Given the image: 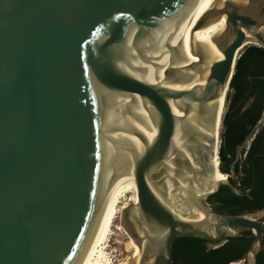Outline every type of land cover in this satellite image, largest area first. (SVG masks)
Masks as SVG:
<instances>
[{
	"label": "water",
	"instance_id": "water-1",
	"mask_svg": "<svg viewBox=\"0 0 264 264\" xmlns=\"http://www.w3.org/2000/svg\"><path fill=\"white\" fill-rule=\"evenodd\" d=\"M204 1L0 0V264H83L128 177L121 225L138 264H170L178 237L217 247L243 233L245 264L257 263L264 206L207 205L222 184L250 192L253 159L243 191L220 160L224 180L194 185L214 170L216 99L245 43L264 48V0ZM222 15L194 63L191 31ZM189 196L201 218H183Z\"/></svg>",
	"mask_w": 264,
	"mask_h": 264
},
{
	"label": "trees",
	"instance_id": "trees-1",
	"mask_svg": "<svg viewBox=\"0 0 264 264\" xmlns=\"http://www.w3.org/2000/svg\"><path fill=\"white\" fill-rule=\"evenodd\" d=\"M263 73L264 48L256 45L247 46L236 61L230 83V89L234 88L235 91L223 115L218 149L220 169L235 175L240 190H244L250 184L249 159L257 151L258 135L247 150V160L242 162L236 160L237 148L256 127L264 110V86L262 91L258 89L259 83L264 80L261 78ZM249 86L252 89L245 95L243 91ZM229 96L227 94L226 97L229 98ZM240 96H243V99L237 104ZM245 103L247 107L242 109ZM253 163L255 180L250 192L244 196H237L227 186H223L222 190L216 191L208 198L214 210L238 214L264 206V165L258 156L253 157ZM251 240V236L243 233L229 237L217 247H209L207 246L208 241L204 239L178 237L173 244L170 264H229L234 259L244 257ZM257 264H264V247L257 254Z\"/></svg>",
	"mask_w": 264,
	"mask_h": 264
},
{
	"label": "bare ground",
	"instance_id": "bare-ground-1",
	"mask_svg": "<svg viewBox=\"0 0 264 264\" xmlns=\"http://www.w3.org/2000/svg\"><path fill=\"white\" fill-rule=\"evenodd\" d=\"M219 0H205L203 8L207 9L212 2ZM237 2H245L246 0H235ZM224 19V16L213 18L206 25L194 31L190 37V53L193 62L201 61V57L194 53V50L197 46H202L204 53L207 55V58L210 57V52L206 48V45L219 31L222 30L224 24L221 22ZM192 39V40H191ZM248 44H256L255 42H246L244 46ZM241 49L238 51L240 52ZM229 88H226L224 92L216 99L215 104L218 103L217 107V119H216V144L214 146V155L211 156V164L214 167L213 172L207 177L203 182H196L194 185V190L199 189L200 187L213 188L217 180H224L226 174L221 172L218 169L219 158L218 148L220 144V133H221V120L224 114L225 103H226V93ZM209 133V132H208ZM211 134V133H209ZM136 196V187L134 177H128L119 182L114 189L112 190L104 215L96 234V237L93 241V244L87 254V257L83 264H138L141 256V249L136 245L132 237L128 232L122 227L121 223L116 224L118 221L121 222V213L125 206L129 204L131 198ZM201 218L203 215L200 211L195 209L190 202V196L186 202L183 218H190V216ZM115 228L118 231L120 236H123L127 239L128 248L131 249L130 255H124L123 258L119 261H114L110 254L107 252V247L109 245V240L112 236V230ZM122 237V238H123Z\"/></svg>",
	"mask_w": 264,
	"mask_h": 264
},
{
	"label": "flooded vegetation",
	"instance_id": "flooded-vegetation-1",
	"mask_svg": "<svg viewBox=\"0 0 264 264\" xmlns=\"http://www.w3.org/2000/svg\"><path fill=\"white\" fill-rule=\"evenodd\" d=\"M261 78L263 79L264 78V73L261 75ZM263 86H264V80H262L260 83H259V87L258 89L260 91L263 90ZM252 88L249 86L247 89H245L243 91V93L246 95ZM235 89H231V93H230V96H229V101H232L233 99V93H234ZM243 99V96H240L238 99H237V104H239ZM236 104V105H237ZM263 106H264V101H263ZM247 107V103H245L243 106H242V109L246 108ZM256 135H258V139H257V151L252 154V156L250 157L249 161L251 159H253L254 156H258L259 157V160L260 162L264 165V110L262 112V115L256 125V127L251 131V133L246 137V139H244V141H242L241 145L238 146L237 149H240V151L243 152V159L239 160L238 159V156L236 154V160H238V162H242L244 160H247L248 158V153H247V150L249 149L251 143L253 142L254 138L256 137ZM238 152V151H237ZM219 164V163H218ZM231 180H234L236 182V185L238 187V184H237V181H236V177L235 175L233 174V176H231ZM223 186H226V185H220L219 189L218 190H222ZM217 190V191H218ZM230 190V189H229ZM240 191H243V190H240ZM213 208V207H212ZM214 209V208H213ZM208 246V244H207ZM263 247H264V244H263ZM262 247V249H263ZM261 249V250H262ZM260 250V251H261ZM259 251V252H260ZM231 264H245V255L244 257L242 258H239V259H234L233 261L230 262ZM229 263V264H230ZM257 264V263H256Z\"/></svg>",
	"mask_w": 264,
	"mask_h": 264
},
{
	"label": "rangeland",
	"instance_id": "rangeland-1",
	"mask_svg": "<svg viewBox=\"0 0 264 264\" xmlns=\"http://www.w3.org/2000/svg\"><path fill=\"white\" fill-rule=\"evenodd\" d=\"M249 45H253V44H248V45H246V47ZM230 93H231V89L229 88L227 93H226V96H227V94L229 96ZM228 103H229V98L226 97L224 113L227 110ZM221 130H222V127H221ZM237 156H238L239 160L243 159V152L240 151V149H238ZM218 166H219V164H218ZM230 175L233 176V174H230ZM207 205H208V207L212 208V204L208 200H207ZM120 223L121 222L118 221L116 224L118 225ZM122 237L123 236H120L118 234V231L115 228H113L112 236L109 240V245L107 247V252L110 254L111 258L114 261H119L123 258L124 255H130L131 254V249L128 248L127 244H125V242H127V239L125 237H123V238Z\"/></svg>",
	"mask_w": 264,
	"mask_h": 264
},
{
	"label": "built area",
	"instance_id": "built-area-1",
	"mask_svg": "<svg viewBox=\"0 0 264 264\" xmlns=\"http://www.w3.org/2000/svg\"><path fill=\"white\" fill-rule=\"evenodd\" d=\"M231 264V263H230Z\"/></svg>",
	"mask_w": 264,
	"mask_h": 264
}]
</instances>
